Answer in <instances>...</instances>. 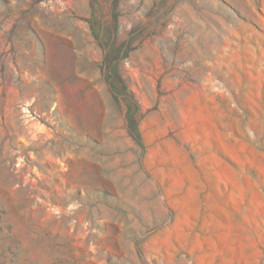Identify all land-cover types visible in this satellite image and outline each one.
Segmentation results:
<instances>
[{"label":"rangeland","instance_id":"374dc122","mask_svg":"<svg viewBox=\"0 0 264 264\" xmlns=\"http://www.w3.org/2000/svg\"><path fill=\"white\" fill-rule=\"evenodd\" d=\"M0 264H264V0H0Z\"/></svg>","mask_w":264,"mask_h":264},{"label":"trees","instance_id":"16d2710c","mask_svg":"<svg viewBox=\"0 0 264 264\" xmlns=\"http://www.w3.org/2000/svg\"><path fill=\"white\" fill-rule=\"evenodd\" d=\"M111 58L107 54L104 56V64L105 67H102V76L104 82L108 85L113 100L118 106L125 105L124 108V119L126 123V131L128 135L132 138V140L140 147H142L140 134L138 131V118H137V111L138 106L136 101L131 92H129L126 88H123V93L125 94L122 96L121 91L116 86L117 82H121V78L118 73L112 69L111 67Z\"/></svg>","mask_w":264,"mask_h":264}]
</instances>
